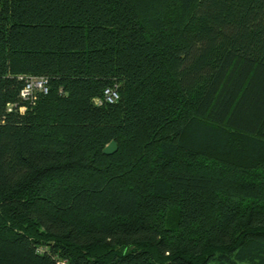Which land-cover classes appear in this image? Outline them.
I'll list each match as a JSON object with an SVG mask.
<instances>
[{
	"label": "trees",
	"instance_id": "16d2710c",
	"mask_svg": "<svg viewBox=\"0 0 264 264\" xmlns=\"http://www.w3.org/2000/svg\"><path fill=\"white\" fill-rule=\"evenodd\" d=\"M63 259L264 264V0H0V264Z\"/></svg>",
	"mask_w": 264,
	"mask_h": 264
},
{
	"label": "built area",
	"instance_id": "2783aa9c",
	"mask_svg": "<svg viewBox=\"0 0 264 264\" xmlns=\"http://www.w3.org/2000/svg\"><path fill=\"white\" fill-rule=\"evenodd\" d=\"M25 80V85L21 90V97L25 100H34L40 92L48 93V79L44 76L25 75L21 76ZM120 95L116 86H111L105 89L104 96L96 99L97 105L104 103H115L119 100ZM11 109V108H10ZM47 248L39 247L38 252L42 253ZM57 264H72L69 260H58Z\"/></svg>",
	"mask_w": 264,
	"mask_h": 264
},
{
	"label": "water",
	"instance_id": "95a60500",
	"mask_svg": "<svg viewBox=\"0 0 264 264\" xmlns=\"http://www.w3.org/2000/svg\"><path fill=\"white\" fill-rule=\"evenodd\" d=\"M117 149H118V146H117L116 141H112L105 147L104 152L106 154H112V153L116 152Z\"/></svg>",
	"mask_w": 264,
	"mask_h": 264
}]
</instances>
